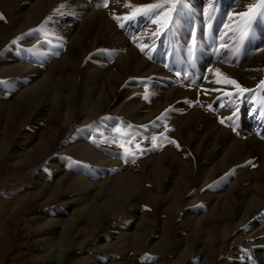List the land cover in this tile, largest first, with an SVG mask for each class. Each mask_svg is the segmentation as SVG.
Here are the masks:
<instances>
[{"label": "rangeland", "instance_id": "1", "mask_svg": "<svg viewBox=\"0 0 264 264\" xmlns=\"http://www.w3.org/2000/svg\"><path fill=\"white\" fill-rule=\"evenodd\" d=\"M156 3V23L115 19ZM257 5L0 0V76L13 55L41 82L37 107L0 106V264H264V5L241 36ZM106 122L111 165L91 167L75 149Z\"/></svg>", "mask_w": 264, "mask_h": 264}, {"label": "bare ground", "instance_id": "2", "mask_svg": "<svg viewBox=\"0 0 264 264\" xmlns=\"http://www.w3.org/2000/svg\"><path fill=\"white\" fill-rule=\"evenodd\" d=\"M156 1L158 2V0H156ZM15 58H16L15 56L9 55L7 57L4 65H1L2 66L1 70L7 71V73L0 76L1 80L3 81L0 83L1 84V86H0V106L4 107V108H13V111L16 110V111L21 113V112L26 111V109H31V108L37 107L36 103H35L34 94L41 87V82L39 81L38 76H36L35 74L32 76H28V74L23 76V74L26 73V71H28L32 67L23 66L19 63V61H16L15 63L13 61V63H12L11 61ZM36 72L37 71H35V73ZM8 76H10V78L11 77L12 78L11 79H5ZM16 83H22V84L19 86L18 93L16 92V94L14 96H12V94L14 93L13 89L15 87H17ZM4 84L6 85V89H4L5 88ZM91 120L97 121L98 118H97V116L92 115L90 121ZM8 123H9V121H8ZM106 128H108V122L104 123V126L100 127L99 134L96 137V140L93 141V142H95V144H97L96 147H94V146L91 147L89 145H86V144H88V143H86V144H83L85 146H82V145L77 146V149H75L78 157L83 158L84 159L83 161L86 162L91 167H93L94 165L95 166L96 165H102V166L111 165L108 162L109 156L105 155V152H104L106 150V147L104 144V137L105 136L102 133ZM15 136H16V134L14 133V131L12 132L6 127L1 128L0 129V151L4 150V153H5L7 148L11 147V145L13 144ZM6 141H7V144H6ZM61 169H62L61 171L63 172L61 179H66L70 175V172L66 171L67 169H64L63 167ZM256 218H257L256 214H251V216L249 218H247L245 220V222H243V225L246 226V225L254 223L256 221ZM257 238L258 237L256 236V239ZM138 247L141 248V250H142L144 247V244L142 242H140L138 244Z\"/></svg>", "mask_w": 264, "mask_h": 264}, {"label": "snow or ice", "instance_id": "3", "mask_svg": "<svg viewBox=\"0 0 264 264\" xmlns=\"http://www.w3.org/2000/svg\"><path fill=\"white\" fill-rule=\"evenodd\" d=\"M260 5H264V0H260ZM260 5L254 6L253 8L249 9V12L244 14L241 17V21L243 23V31L241 32V36H246L247 35V30L248 27L251 24V20L253 18V16L256 14L255 12V8L259 7ZM105 7H107V3H105L104 5ZM125 7H133L131 5H124ZM173 8H175V4L173 3ZM165 5L163 3H156V4H150V5H145V6H139V7H135L134 11L132 13V15L130 17H115V19H117L118 22H120L121 20L124 19H135L136 15L140 14V13H144L145 18L148 19L149 16L151 18V22L152 23H156V18L157 16L162 15V13L156 11L157 9H162L164 8ZM154 13V14H153ZM261 16H264V12L260 13ZM4 17L2 16V14H0V19H3ZM166 22V21H165ZM121 27H124L123 23L120 24ZM139 46V45H138ZM141 51L144 52L145 49L144 47H141ZM145 54L147 55V53L145 52ZM214 83H227V84H231L234 85L237 89H239L240 92H247L249 91L248 89H244L242 88L235 80H232L228 77H224L223 80H216L214 81ZM261 87H264V83L261 84ZM226 95H231V93H225ZM221 123H224V121L222 120ZM170 143H175V141H170ZM121 147H124V145L122 144ZM138 147V146H137ZM125 151L127 152L128 149L126 148Z\"/></svg>", "mask_w": 264, "mask_h": 264}]
</instances>
